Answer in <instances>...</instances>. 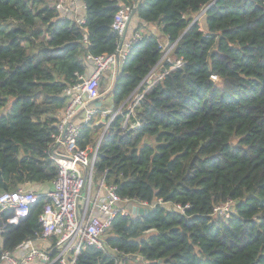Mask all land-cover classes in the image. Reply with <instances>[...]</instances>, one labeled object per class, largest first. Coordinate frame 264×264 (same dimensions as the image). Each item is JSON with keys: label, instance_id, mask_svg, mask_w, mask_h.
I'll use <instances>...</instances> for the list:
<instances>
[{"label": "trees", "instance_id": "trees-1", "mask_svg": "<svg viewBox=\"0 0 264 264\" xmlns=\"http://www.w3.org/2000/svg\"><path fill=\"white\" fill-rule=\"evenodd\" d=\"M84 1L79 25L60 17L53 0H0V110L8 107L0 114V194L55 179L49 146L64 91L93 67L87 55L117 50L115 15L138 4L131 32L144 36L120 67L112 103L101 107L113 111L83 123L79 145H96V131L122 106L101 140L96 177L107 171L122 197L163 203L146 216L117 217L105 249L87 246L75 264H264V0ZM204 9L203 29L194 18ZM155 25L185 64L144 94L130 116L140 125L125 131L129 99L163 56ZM230 199L234 211L215 215ZM44 204L41 197L0 235V257L36 238Z\"/></svg>", "mask_w": 264, "mask_h": 264}, {"label": "built area", "instance_id": "built-area-1", "mask_svg": "<svg viewBox=\"0 0 264 264\" xmlns=\"http://www.w3.org/2000/svg\"><path fill=\"white\" fill-rule=\"evenodd\" d=\"M140 2L141 0H138V3ZM53 3L60 17H72L79 25L85 24L87 4L84 0H53ZM137 6L138 4L134 8ZM132 11L131 7L123 6L115 15L113 30L119 37L117 50L111 54L87 55L93 63L91 71L86 75H78V81L64 91L68 102L64 114L56 124L57 129L52 134V142L49 146L51 160L58 169L57 176L50 182V187L40 191L32 186H21L15 191L0 194V235L6 232L9 225L18 224L28 216L32 206L41 197L45 199L39 217L41 231L36 234V238L24 241L14 251H4L0 257V264H75L78 255L87 246L105 249L103 236L110 230L117 217L132 215L134 206L152 210L156 203H163L161 199L149 203L122 197L118 193V185L107 182V171L102 177H96L95 165L100 139L96 145L87 146L85 149L79 145L83 123H89L99 112L103 117L109 113V110L101 111V108L94 106L87 109L88 106H92L89 105V101L102 97V78L107 72H112L113 77L116 78L121 65L127 61L134 47L143 39V32H129V18ZM83 33L84 41L87 43L86 27H83ZM165 39L164 44L160 43L163 56L155 67L160 66V72L155 79H152L154 68L144 81L146 88L142 92L137 89L133 93L136 98L126 110L128 114L123 123L125 131L140 125L137 121H131L130 116L144 94L171 70L185 64L183 58H175L174 61L169 58L175 43H170L168 35ZM166 61L172 63L169 69H164ZM85 109H87L86 115L82 122L78 123L76 120ZM119 112L120 108L110 118L104 128V135ZM83 195H85L84 202L80 207ZM234 204L235 201L230 199L217 205L214 214L224 216L228 212H233ZM175 207L183 210L180 205ZM4 211H11V214L3 218ZM43 242H46L47 246L39 244ZM116 264L127 263L122 258L116 260Z\"/></svg>", "mask_w": 264, "mask_h": 264}, {"label": "rangeland", "instance_id": "rangeland-1", "mask_svg": "<svg viewBox=\"0 0 264 264\" xmlns=\"http://www.w3.org/2000/svg\"><path fill=\"white\" fill-rule=\"evenodd\" d=\"M205 11H206V9H204L203 11H201L200 13H198L196 16H195V20H198V21H200V23H201V25H202V28L204 29V17H205ZM144 30V29H143ZM143 30H141L143 33H144V31ZM151 31V30H150ZM155 32L156 34H157V36H159V42L160 43H162V44H164L165 42H166V39H165V35H162V33H161V31H160V28L159 27H157L156 25L154 26V27H152V32ZM145 32H146V30H145ZM173 51H174V48H173ZM173 51H172V54L169 56V58L172 60V61H174L175 60V56H174V54H173ZM160 72V66L159 67H157V68H155V70H154V72L152 73V79H155L157 76H158V73ZM117 78V77H116ZM116 78H114L113 77V75H112V72H107L106 74H105V76L102 78V80H101V92L103 91V88H105L104 89V92H102V96H104V97H106V95H108V97H109V95L111 94L110 92L113 90V88H114V84H115V81H116ZM216 83H219L220 82V78L219 77H216V76H213V78H212ZM135 95H133V97L131 98V99H129V102H128V105H127V108H126V110L128 109V107L132 104V102L135 100ZM109 99H111V98H109ZM109 103H112V99H111V101L109 100L108 101V104ZM134 103V102H133ZM122 107V106H121ZM121 107H120V112H123V111H121ZM109 108V111H113L112 109H110V107H108ZM125 110V111H126ZM6 112H8V107L7 108H5V109H1L0 110V114H3V113H6ZM115 112H117V111H115ZM114 112V113H115ZM100 118V116H98V115H96L95 116V119H97V123H98V119ZM104 127H100V128H98V130L96 131V133H95V140L96 139H100V137H101V135L103 134V132H104ZM84 196L85 195H83V197H82V199H81V205H80V207H82V203L84 202ZM234 206H235V204H234ZM155 231L154 230H152V231H149L147 234L148 235H150V234H152V233H154ZM146 234V235H147ZM106 236H107V233L103 236V239H105L106 238ZM47 245V244H46ZM126 261V263L127 264H147V262L144 260V259H142L141 257H132V258H129V259H126L125 260Z\"/></svg>", "mask_w": 264, "mask_h": 264}, {"label": "crops", "instance_id": "crops-1", "mask_svg": "<svg viewBox=\"0 0 264 264\" xmlns=\"http://www.w3.org/2000/svg\"><path fill=\"white\" fill-rule=\"evenodd\" d=\"M137 22H138L137 20H135V19L132 18V20H131V22H130V24H129V32H131L132 29H133L134 27L137 26ZM134 24H136V26L133 27ZM91 69H92V67L89 68L88 73L91 71ZM88 73H87V74H88ZM111 92H112V91H111ZM111 92H110V93H111ZM109 97H110V95H109ZM109 97H108V95H106V97H104V99H103L104 104H105L106 101L109 100ZM65 108H66V107H65ZM65 108H64L63 110H60V111L58 112V115H57V116H58V119H60V117L64 114ZM91 108H93V105H92V106H88L87 109H91ZM110 108L112 109V105H110ZM87 109L83 110V111L79 114L78 120H76L78 123H81V122H82V119H83V118L85 117V115H86V111H87ZM32 187H34V188H38V189H40V191H45L46 189H48V188L50 187V183H46V184H35V185H32ZM39 244H41L42 246H47V245H46V242L39 243Z\"/></svg>", "mask_w": 264, "mask_h": 264}, {"label": "water", "instance_id": "water-1", "mask_svg": "<svg viewBox=\"0 0 264 264\" xmlns=\"http://www.w3.org/2000/svg\"><path fill=\"white\" fill-rule=\"evenodd\" d=\"M136 11H137L136 8L132 11V13L130 15V18H129V24H130L132 18L135 16ZM103 99H104V96H102L100 98H97V99H93V100L89 101V105H93L96 108H101L103 106V104H104ZM112 108H113V105H112ZM103 135L100 138V142H101V140L103 138ZM169 166H171V162L169 163ZM151 212H152V210H150V209L139 208L137 206H134L132 208V215L134 217H137V216H146V215L150 214Z\"/></svg>", "mask_w": 264, "mask_h": 264}]
</instances>
